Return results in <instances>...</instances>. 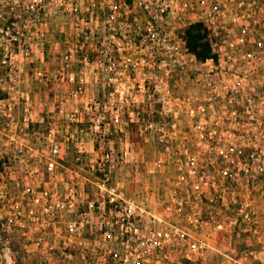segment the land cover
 <instances>
[{
    "label": "rangeland",
    "instance_id": "1",
    "mask_svg": "<svg viewBox=\"0 0 264 264\" xmlns=\"http://www.w3.org/2000/svg\"><path fill=\"white\" fill-rule=\"evenodd\" d=\"M129 1L130 4L127 0H0V37L9 39L6 44L16 57L0 61V83L9 86L3 95L8 100L0 102V123L8 124L0 126V143L6 142L8 153L13 155L8 197H22V190L15 184L20 144H44L42 139L31 137L32 132H21L23 96L29 95L33 116L43 113L55 100H62L64 110L77 109L84 118L83 108L90 96L121 101L126 107L122 116L124 131L114 139L103 143L84 139L80 161L76 160L75 146L62 143V167L58 166L54 174L43 168L41 182H55L57 197H73L80 204L74 212H60L63 216L57 218L52 234L40 237L39 246L23 237H13L17 263L264 264V237L248 236L240 223L231 227L234 207L226 209L221 201L214 205L207 202L206 198L223 194L220 189H202L203 200L195 203L191 198L188 206L167 204L170 193L175 190L181 197L184 187L192 191L190 197L196 196V190L189 189L191 185L186 182L190 178L184 165L190 158L196 156L205 168V176H212L214 170L226 165L224 155L231 143L226 140L223 102L211 108L210 113L215 114L205 116L201 125L184 114L187 108L207 103L212 82L220 96L232 84L237 87L245 78L241 76L242 69L248 70L247 79L244 89L237 91V99L243 100L248 87L264 96V15L257 14L258 9L264 11V0ZM243 2H253L256 10H244ZM195 21L208 24L219 41L215 49L222 61L217 66L195 61L184 49L181 31ZM23 49H29L34 59H22L19 53ZM242 56H249L248 62L238 60ZM83 57H88L87 63ZM229 57L235 61H229ZM8 70L14 72L12 77L6 76ZM39 72L50 76L51 82L45 84ZM69 72L78 82L83 80L84 94H67L73 89L63 78ZM56 73L62 78H55ZM113 87L118 90L113 92ZM9 102L11 116L6 108ZM57 117L63 118L61 114ZM143 119L152 125L147 131L140 127ZM215 122L218 124L214 128ZM43 130L36 128L38 133ZM209 132L216 133L215 141H209ZM100 147L112 148L116 156L121 149L131 150L128 163L113 173V182L118 184L114 186L116 193L138 206L139 235L129 239L131 252L123 248L122 239L101 238L93 229H85L82 236L70 237L67 232L68 221L77 219L88 199L104 197L97 187L101 180L90 167L101 157ZM183 178L186 181L181 184ZM239 193L246 199L253 198L254 207L264 210V188H244ZM194 208L211 219L199 233L185 218ZM91 218L95 223L93 215ZM217 224L222 227L218 229ZM162 232H168L169 237H161ZM196 238L209 246L204 256L189 250L190 242ZM49 247L53 249L42 252ZM102 247L105 253H101Z\"/></svg>",
    "mask_w": 264,
    "mask_h": 264
},
{
    "label": "built area",
    "instance_id": "2",
    "mask_svg": "<svg viewBox=\"0 0 264 264\" xmlns=\"http://www.w3.org/2000/svg\"><path fill=\"white\" fill-rule=\"evenodd\" d=\"M242 4L246 11L250 10V8L251 11L256 10V8L254 9L255 5L253 2H243ZM257 14L259 16L264 15V11L258 9ZM249 17H251L250 14ZM44 24L47 26L46 22ZM8 41L9 39H5V36L2 35L0 37V47L2 48L0 61H11L16 58L6 44ZM218 42L216 39L215 46H217ZM185 51L187 52L186 49ZM215 53L218 56L217 61L209 59L201 64L210 62L211 65L217 66L222 61V56L216 49ZM19 55L24 60L34 59V55L30 54L29 49L20 50ZM190 56L197 61L192 55ZM248 57L242 56L238 60L248 62ZM87 58L83 57L82 59L87 63ZM178 58L183 59V56H179ZM227 59L235 61V58L229 57ZM247 71V69H242L241 76L245 78L240 80L237 85L238 88L232 84L229 91L226 90V93L220 96L217 93L216 84L212 85V82L209 86L207 103L204 101V103H200L197 107L187 108L184 114L189 118L194 117L201 125L205 116L215 114L210 113V111H213L211 108H217V105L223 102L225 108L221 110V113L227 117L226 128L228 138L226 140L231 143L227 146L224 155L226 165L217 171L214 170V175L212 176H205V168L201 161L197 160L196 156L190 158L189 162L184 165L190 180L186 181V178H183L181 184H184L185 181L190 184L191 187L189 189L196 190V196L190 197L192 191L189 193V190H186L184 187L185 193H183V196L179 197L174 190L170 193L167 204H174L177 207L188 206L192 203L191 198L195 199L193 201L195 203L203 200V197H201L203 195L202 189H220L223 191V194L206 198L207 202L210 205H214L221 201V204L223 203L226 209L234 207L235 217L230 220V226L236 228L240 223L243 225L244 233H247L250 237L259 238L264 237V229H261L264 225V210L259 211L254 207L255 202L253 198L246 199L239 193L244 188H264V96L262 92L259 91L258 93L251 87L247 88L249 93L244 96L242 101H239L236 96L238 90L244 89ZM5 73L7 77H12L14 74L12 70H8ZM37 74L45 84L51 82L50 76L47 74L41 72ZM54 76L55 78L57 76L62 78V75L59 73H56ZM63 78L67 85L73 87L68 92L66 91L67 94L70 96L73 94L77 97L85 93L83 80L81 79L78 82L72 72L67 73ZM8 88L9 86L5 83H0V90L2 92L6 93ZM113 89V92L118 90L116 87H113ZM6 99L8 100V97L1 99L0 102H4ZM23 100L22 116L20 118L21 132L24 130L32 132L31 137L42 139L45 148L37 143L33 146L28 143L20 144L16 155L19 166L18 170H15L19 176L15 184L17 188L22 190V197L12 199L8 197L7 191L10 189L8 183L9 174L13 172L11 171L13 166L10 159L13 155L8 153V144L6 142L0 143V264H18L14 254V246L11 243L13 237H23L27 242L33 241L36 243V246H39L41 240L38 241V239L40 237V239L44 238L47 235L46 233L51 231V228H55L57 218L63 216L60 212L66 210L74 212V207L79 206L80 202L76 198L57 197L55 182L48 184L41 182L39 179L43 168L54 174L58 166L62 167V143L75 146L78 152L76 160L80 161L84 154V149L81 145L84 139L91 142L103 143L109 139H114L115 135L124 131L122 116L126 107L122 105L121 101L96 100L90 96L83 108V114L85 115L83 118L77 109L73 111L64 110L62 100L58 101L59 103L55 100L53 104L48 105L43 113H36L33 116L29 95L23 96ZM11 107L10 102L6 103L9 116H11L9 112L11 111ZM60 114L63 117L62 119H58L57 117ZM5 124L8 126L4 122L3 124L0 123V126L3 128ZM217 124L216 122L214 123V128L217 127ZM38 127L44 129L42 133L36 131ZM140 127H143V131H147L152 125L149 124L148 119L147 121L143 119ZM214 135L211 132L208 133L209 141L214 140ZM100 148L102 149L101 157L96 159L90 167L101 180V183H97V187L104 197L88 199L85 202L86 209L78 215L77 219L68 221L67 232L70 237L74 235L82 236L85 229H93L101 238L117 237L122 239L121 244L124 245L123 248L126 249V252H131L128 249L129 239L139 235L140 220L136 214L138 206L131 200L122 199L115 191L116 188L114 186L118 184L113 182V173L120 165L128 163L131 150L130 148L121 149L116 156L112 148ZM213 153L223 154L217 151H213ZM46 184H48L47 187ZM40 190L41 193L39 194L38 191ZM91 215L94 216L95 223H92ZM185 218L196 233H199L204 227H208L211 220H207L206 216L196 208L186 214ZM216 227L220 229L222 226L217 224ZM176 232H179V230L176 229ZM180 232L187 234L184 231ZM160 234L161 237H169L168 232ZM33 236L36 237L35 240ZM194 237H197V235ZM157 245L161 247L160 242ZM208 247V244L201 239L199 240V238H196L195 241H191L189 244V250L200 256H204ZM52 249V247L48 249L44 248L42 252L48 253ZM105 252V249L102 247L101 253ZM113 255L118 256L114 252ZM234 262L235 264H241L236 261Z\"/></svg>",
    "mask_w": 264,
    "mask_h": 264
},
{
    "label": "trees",
    "instance_id": "3",
    "mask_svg": "<svg viewBox=\"0 0 264 264\" xmlns=\"http://www.w3.org/2000/svg\"><path fill=\"white\" fill-rule=\"evenodd\" d=\"M130 4L131 1L127 0ZM180 39L184 48L198 62L204 63L209 59L217 61L218 56L215 53L216 38L210 27L203 21L189 23L182 29ZM6 94L0 90L1 99H5ZM0 99V100H1Z\"/></svg>",
    "mask_w": 264,
    "mask_h": 264
}]
</instances>
